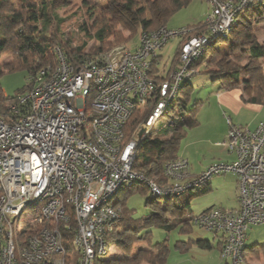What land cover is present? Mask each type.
<instances>
[{
	"label": "built area",
	"instance_id": "1",
	"mask_svg": "<svg viewBox=\"0 0 264 264\" xmlns=\"http://www.w3.org/2000/svg\"><path fill=\"white\" fill-rule=\"evenodd\" d=\"M205 1L207 33L184 41L167 79L153 73L158 53L190 29L143 32L136 49L117 46L79 68L58 49V64L29 77V88L9 105L18 119L0 113V264H100L122 220L124 207L114 200L124 189L145 181L160 200L227 172L238 176L239 206L210 209L191 224L219 237L226 264L245 262L249 229L264 225V123L249 130L229 122L218 145L235 153L233 165H214L193 177L190 161L176 156L163 167L165 186L136 169L143 141L181 115L176 110L185 86L198 74L194 62L207 45L232 34L255 0ZM138 111L148 112L136 129L143 134L127 140L128 122Z\"/></svg>",
	"mask_w": 264,
	"mask_h": 264
},
{
	"label": "rangeland",
	"instance_id": "2",
	"mask_svg": "<svg viewBox=\"0 0 264 264\" xmlns=\"http://www.w3.org/2000/svg\"><path fill=\"white\" fill-rule=\"evenodd\" d=\"M57 0L56 7L53 9L51 15L53 18L52 24L43 29L39 33V38H48L51 40L56 39L62 45H68L72 48H77L87 45L85 49L86 54L95 56L96 48L102 46L95 39L96 32L107 22L112 19L122 20L124 12L122 10H113V16H109L106 10L109 6L108 0ZM139 8L146 11V18L151 20V10L155 9L156 0H138ZM151 2V7H148ZM67 4V5H64ZM209 11V4L205 0H192L190 5L174 14L167 22V29L178 31L188 28L204 20L205 15ZM248 16V15H247ZM246 16V17H247ZM247 20L244 18L237 26L236 31L243 32L246 26L243 22ZM117 32L120 33L125 39L131 42H124L125 44L118 43L115 39L111 38L106 44L103 45L104 50H111L117 46H125L127 48H134L140 44L141 34L138 31L135 36L131 35L130 29L123 25L117 27ZM252 34L256 41L264 44V20L252 28ZM236 33V32H235ZM235 35V34H234ZM134 36V37H133ZM133 37V38H132ZM132 38V39H131ZM233 42V43H232ZM240 41L236 37H232L228 42L219 41L218 44L212 49L204 61V66L201 67L193 79L186 86L184 100L179 104L176 112H183L184 117L188 119L197 120L198 125L192 129L184 126L182 131L185 137L181 140L177 155L182 158H187L195 171L203 169L207 163H211L205 170L214 165L223 163L233 165L237 161L235 153H229L222 147L217 145L220 138V132L224 128L229 130V122L235 126H240L245 129L255 130L259 124L264 123V106L259 111L253 108L240 107L236 111L231 110L229 107L219 108V103L215 98L216 92L222 85V75L227 72L241 71L239 87L243 90L244 98H252L256 94L255 87H251L252 77L247 75L245 71L251 68L255 61L249 59L248 54H243L239 50ZM128 43V44H127ZM181 39L179 37L172 39L160 51L159 55L162 57L160 61V68L170 70L175 55L179 49ZM232 43V44H231ZM56 48L64 49L62 46ZM65 50V49H64ZM107 51V52H108ZM103 53V52H102ZM101 54V51H100ZM14 56L7 54L2 56L0 60L1 66L9 65L13 62ZM263 68L264 75V60L257 61ZM231 66L235 67L231 69ZM232 70V71H231ZM29 75L26 71L17 70L7 72L0 78V86L6 97H15L21 93L26 86H28ZM190 85V86H189ZM184 86V83H183ZM182 104V105H181ZM180 118V115H179ZM177 122V120H176ZM228 132V131H227ZM153 139L159 138L161 141L169 140L171 134L164 136L161 132L156 130L152 133ZM227 134V133H226ZM225 138V137H224ZM224 138L222 140H224ZM221 140V141H222ZM143 153L140 155L142 161L144 157L151 155L148 148H143ZM201 174V173H200ZM199 174V175H200ZM205 192L197 195L191 199V214L199 215L207 210L215 208H228L236 209L238 204V176L233 172H227L214 176L207 184L201 187ZM137 190V189H136ZM128 192V191H127ZM126 190L120 192L115 198V202H121L124 205L125 214L128 217L141 219L148 217L153 213L155 205H151L148 198L151 196L149 190H137L135 192L127 193ZM45 201L40 203L43 206ZM161 207L163 210L168 204L167 199L162 198ZM27 215L32 214V209L28 208L25 212ZM165 217V222L172 220L173 216L167 211L162 213ZM174 223V220L171 221ZM188 231L182 233V228H173L170 231L161 227L155 226L150 229L151 242L166 243L168 248V256L166 264H225L221 259L220 250L218 248L219 237H215L213 233L195 228L192 226L187 227ZM118 239L117 231L108 239V247L110 253L106 256H99V260L103 261L100 264H108L114 257L124 258V253L117 248L116 240ZM189 240H208L213 244V249H204L198 244L193 243L188 246L189 249H184L185 244ZM180 244V245H179ZM140 245L149 246V243H139L134 247V251ZM254 245H264V225L252 226L247 235L246 246L248 249ZM251 254H247L246 259L250 258ZM253 264H264V255L261 254L260 258L257 256ZM250 260V259H249ZM242 264H252L251 262Z\"/></svg>",
	"mask_w": 264,
	"mask_h": 264
},
{
	"label": "trees",
	"instance_id": "3",
	"mask_svg": "<svg viewBox=\"0 0 264 264\" xmlns=\"http://www.w3.org/2000/svg\"><path fill=\"white\" fill-rule=\"evenodd\" d=\"M56 1L57 0H0V60L2 56L7 54H12L14 56V60L11 64L5 66H1L0 64V78L7 72L17 70L26 71L29 77H32L46 66H56L59 62L58 49H61L56 48V46L59 45L64 47L65 50H61L69 64L73 65L75 68L82 67L86 63V60H95L99 58L102 52H107L108 50L103 51V47L107 45L106 43L111 38H116L115 40L120 44H125L124 42L129 41L117 32L116 29L120 25H124L126 29L128 27L131 35L134 36L140 30V32H150L157 31L162 27L167 28V22L170 18L180 10L189 6L192 0H156L155 9L151 10V20L146 18V11L139 8L138 0H108L109 6L106 10L107 15L113 16L114 9L122 10L124 14L122 20L112 19L107 21L96 32L94 37L99 44H102V46L96 48L95 51L97 55L95 56H89L91 54L85 53L87 47L86 44L77 48H72L67 44L62 45V43L56 39H38L40 31L47 29L53 22L54 16L52 17L51 13L53 9H55L54 6L56 7ZM63 1L66 2L65 0ZM151 4L152 3L149 2L148 7H151ZM244 18L247 20L246 22H243L246 29L243 32L236 31L238 24ZM263 20L264 0H255L247 10L239 14L237 17V24L234 27L232 34L224 40L228 42L232 37H236L237 40L240 41V52L245 55L248 54L249 59L255 61L251 68L242 71H245L247 75L252 77L251 87H255L256 92L252 98L247 99V103L257 106H264L263 68L259 64H256L257 61L264 60V44L260 45L251 31L253 27ZM187 29H190L193 32L187 36L179 37L181 43L170 70L167 71L166 69H161L160 66L154 68L153 73L158 79H167L177 67L180 51L187 38L207 33L204 20L189 26ZM218 43L219 42L216 41L215 43L212 42L207 45L202 57L194 62L193 67L195 69L200 70L201 67L204 66L206 57ZM137 47L138 45L134 48L127 49L134 50ZM160 61L161 56L158 57L157 62L160 64ZM232 67L233 66H231V69ZM234 68L235 67H233V69ZM240 72L234 69V71L222 75L220 77V79H222V85L220 88L229 91L239 89ZM29 86L30 84L28 83L26 89L13 98L6 97L0 86V113L4 116L5 120H8L9 117L11 120L18 119V116L9 110V105H11L13 103L12 101H14L20 94L25 93ZM185 110L186 105L177 122L159 130L164 136L171 134L169 140L161 141L159 138H147L143 141L144 147L148 148L151 155L144 157L143 162L141 165H138L136 169L139 173L144 175L148 181L156 179V182L161 186L169 184L168 179L164 176L163 167L167 161L178 156V146L181 140L185 137V133L182 131L184 126L192 129L198 125L196 119H188L187 117L183 118ZM147 116L148 112L141 114V112L138 111L131 117L126 128L127 140L131 139L133 135L138 136L140 134L141 131H136V129L138 124L145 120ZM136 189L143 191L147 189L151 192L145 181H137L136 184L124 190H126V192L128 191L127 193H131L137 191ZM203 192H205V189L198 188L181 196H163L160 200L151 193L148 202L151 205H155V209L153 213L146 218L135 219L128 217L125 214V210H123L122 220L116 227L118 235L116 246L124 253V258L115 257L114 259H111L108 264H166L168 256L167 244H153L150 238V229L158 226L170 231L173 228L181 227L182 233L187 232V227L192 226L191 218L194 216L191 214V199ZM162 198H165L168 201V204L165 207H162L163 210L157 208L158 205V207L162 206ZM166 211L173 216V224L171 223L172 220L165 222V217L162 213ZM139 243H149V246L140 245L134 251V247ZM193 243L198 244L204 249L213 248L208 240H189L183 244L186 245V249H189L188 246H191ZM250 250L253 251V254L257 257H260L261 254L264 255V245H254ZM246 256L247 253L245 254V257Z\"/></svg>",
	"mask_w": 264,
	"mask_h": 264
},
{
	"label": "crops",
	"instance_id": "4",
	"mask_svg": "<svg viewBox=\"0 0 264 264\" xmlns=\"http://www.w3.org/2000/svg\"><path fill=\"white\" fill-rule=\"evenodd\" d=\"M200 21H203L202 18L200 19ZM160 56V55H159ZM162 58V57H161ZM188 86V85H186ZM185 86V91H186V87ZM190 86V85H189ZM215 98L216 100L218 101V105H219V108H223V107H229L231 110L233 111H236L237 109H239L240 107H246V108H253V109H257V110H261L263 106H257V105H251V104H248L247 103V100L246 98H244V94H243V90H241L240 88L239 89H235V90H227V89H224V88H220L216 94H215ZM187 106V105H186ZM228 129L224 128L223 130L219 131L220 132V135H219V139H218V143H221L222 141H224L226 139V136L228 133L227 132ZM225 137V138H224ZM224 138V140H222ZM222 140V141H221ZM219 146V145H218ZM220 147V146H219ZM224 149V148H223ZM225 150V149H224ZM227 151V150H225ZM229 152V151H227ZM230 153V152H229ZM187 159V158H186ZM213 163V162H211ZM211 163H207V165H205L203 167V169H199L200 171H195V169L192 167V164H191V169H190V173H191V176L193 177H196L198 176L200 173H203L205 171V169L211 164ZM211 243V242H210ZM212 244V243H211ZM218 248L220 250V253H221V244L220 242H218ZM213 246V244H212ZM247 248V246H246ZM186 249V248H184ZM213 249V248H212ZM210 250V249H209ZM247 254H251L250 258L246 259L245 262L249 263L251 262L252 264L255 262V255L253 254V251H251L250 249H247ZM221 255V254H220ZM115 254L113 255V258ZM119 257V256H118ZM121 257V256H120ZM117 258V257H116ZM257 258H260V257H257ZM222 259V258H221ZM250 259V260H249ZM225 263V261H224ZM226 264V263H225Z\"/></svg>",
	"mask_w": 264,
	"mask_h": 264
},
{
	"label": "water",
	"instance_id": "5",
	"mask_svg": "<svg viewBox=\"0 0 264 264\" xmlns=\"http://www.w3.org/2000/svg\"><path fill=\"white\" fill-rule=\"evenodd\" d=\"M142 134H143V132L140 133V135H142Z\"/></svg>",
	"mask_w": 264,
	"mask_h": 264
},
{
	"label": "clouds",
	"instance_id": "6",
	"mask_svg": "<svg viewBox=\"0 0 264 264\" xmlns=\"http://www.w3.org/2000/svg\"><path fill=\"white\" fill-rule=\"evenodd\" d=\"M245 261H246V259H245ZM245 263V262H244Z\"/></svg>",
	"mask_w": 264,
	"mask_h": 264
}]
</instances>
